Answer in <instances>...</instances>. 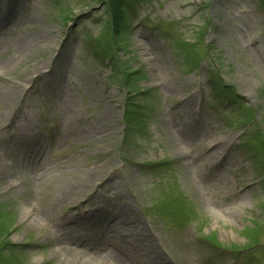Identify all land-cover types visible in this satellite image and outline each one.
<instances>
[{"label": "rangeland", "instance_id": "374dc122", "mask_svg": "<svg viewBox=\"0 0 264 264\" xmlns=\"http://www.w3.org/2000/svg\"><path fill=\"white\" fill-rule=\"evenodd\" d=\"M106 2L0 0V63L45 65L0 72V264H264V0H130L118 44ZM64 183L78 241L40 217Z\"/></svg>", "mask_w": 264, "mask_h": 264}, {"label": "bare ground", "instance_id": "6f19581e", "mask_svg": "<svg viewBox=\"0 0 264 264\" xmlns=\"http://www.w3.org/2000/svg\"><path fill=\"white\" fill-rule=\"evenodd\" d=\"M41 41H38V38L35 37L34 38H26V39H20L16 42V58L12 57L10 59H8V61L4 62L3 64L0 65V72L3 74L4 72L6 74L12 75V74H16V69L18 68L19 65H21L24 61L25 62H35V65H33V67H35L36 69H34L35 71H37L35 74H43V70L45 68V65L43 64V60H38L37 55L38 53L41 51ZM4 84H8L9 83V87H7V93L4 95V102H1L2 105L0 106V113L3 112V110L9 107H12L16 100L20 97L21 92L24 90V87H22L21 83L18 82H12V81H3ZM5 87V86H2ZM15 125V124H14ZM25 126L30 127L28 124H25ZM23 130V129H22ZM16 134V138H21L22 136H25V133H15ZM38 166H36L35 164L33 165L36 166L33 170L35 172L36 175H40L42 176L40 179L36 181V178L31 179L29 181V183H34L36 182H41L45 176V174L49 173V170L47 167H45L44 165H40V163L37 164ZM51 171V170H50ZM52 172V171H51ZM35 182V183H36ZM28 183V184H29ZM57 190L55 192L54 195H50L51 198H53L52 203L50 204V206L47 209H44L41 211L40 217L43 220V222H45L49 228V232L51 234V237L56 236L58 231H64V237H67V241L68 242H72V241H78L79 238L74 237V233L71 229V225L74 222L73 217L68 215V218L64 217L63 214L59 216V213L61 211V209H67L70 205H69V199H70V194H71V189H74L72 187H69L68 184H57ZM63 187V189H61L60 191V187ZM60 194V195H59ZM108 205L112 206V203L109 201L107 203ZM66 207V208H65ZM120 217H119V221H125V222H129L131 223V220L129 219V214L125 213V212H121L120 213ZM82 215H85V213L82 212ZM63 219L61 224H58V219ZM57 222V223H56ZM138 236H143L144 231L140 230L138 231V233H136ZM124 243H126L124 241ZM139 246L142 248V245L139 244ZM101 250L104 252V254L106 255L104 258V261L102 262V264H108L112 262L114 264H121V261H123V258L126 257H130L129 252H135L136 250H138L136 248V245H134L133 247L131 245L127 246L122 243L120 245H113L110 242H108L107 244L103 245V248H101ZM82 254V253H81ZM149 260H152V258H148ZM85 264H89V263H85Z\"/></svg>", "mask_w": 264, "mask_h": 264}, {"label": "trees", "instance_id": "16d2710c", "mask_svg": "<svg viewBox=\"0 0 264 264\" xmlns=\"http://www.w3.org/2000/svg\"><path fill=\"white\" fill-rule=\"evenodd\" d=\"M129 2L130 0H107L106 2L108 6V13H109V18H110L109 23H108L109 29H110L108 41L110 42V44H111V40L114 41L115 44H118V41H117L118 31H120V33L124 31L123 34H125L127 30L129 29V26H130V23H129L130 18L128 14V8L130 7ZM111 33H112V39H111ZM113 47L115 49L118 46L114 45ZM119 49H122V48L119 47ZM147 95L148 93L145 94L144 97L141 98V100L144 99ZM140 96H143V95H140ZM139 106H140L139 103L127 105V108H131V109H128V112H127L130 118H133V117L135 118V116L136 117L139 116V114H137L136 112L137 110L141 108Z\"/></svg>", "mask_w": 264, "mask_h": 264}]
</instances>
